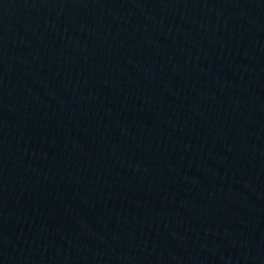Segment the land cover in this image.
<instances>
[{
	"label": "water",
	"instance_id": "water-1",
	"mask_svg": "<svg viewBox=\"0 0 264 264\" xmlns=\"http://www.w3.org/2000/svg\"><path fill=\"white\" fill-rule=\"evenodd\" d=\"M0 264H264V0H0Z\"/></svg>",
	"mask_w": 264,
	"mask_h": 264
}]
</instances>
